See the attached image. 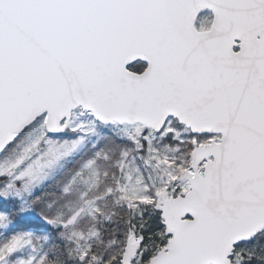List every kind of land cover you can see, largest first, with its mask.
<instances>
[{
	"label": "snow or ice",
	"instance_id": "obj_1",
	"mask_svg": "<svg viewBox=\"0 0 264 264\" xmlns=\"http://www.w3.org/2000/svg\"><path fill=\"white\" fill-rule=\"evenodd\" d=\"M0 264H264V0H0Z\"/></svg>",
	"mask_w": 264,
	"mask_h": 264
},
{
	"label": "trees",
	"instance_id": "obj_2",
	"mask_svg": "<svg viewBox=\"0 0 264 264\" xmlns=\"http://www.w3.org/2000/svg\"><path fill=\"white\" fill-rule=\"evenodd\" d=\"M113 136H117V133L113 131L112 129L109 131H104L100 129L99 132H97L95 135H93L90 138L93 140L103 139V140L109 141L111 137ZM65 167H66V163L65 161L62 160L61 164L56 168V170L49 173L50 177H56L57 174L61 173L65 169Z\"/></svg>",
	"mask_w": 264,
	"mask_h": 264
},
{
	"label": "rangeland",
	"instance_id": "obj_3",
	"mask_svg": "<svg viewBox=\"0 0 264 264\" xmlns=\"http://www.w3.org/2000/svg\"><path fill=\"white\" fill-rule=\"evenodd\" d=\"M62 161L58 162L57 164H55L52 169H50L49 173L53 172L56 170V168L61 164Z\"/></svg>",
	"mask_w": 264,
	"mask_h": 264
}]
</instances>
